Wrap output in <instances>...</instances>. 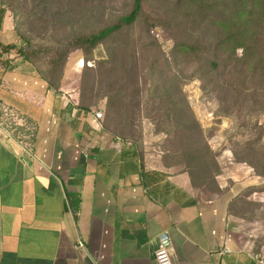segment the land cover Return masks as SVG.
Here are the masks:
<instances>
[{"label": "crops", "instance_id": "obj_1", "mask_svg": "<svg viewBox=\"0 0 264 264\" xmlns=\"http://www.w3.org/2000/svg\"><path fill=\"white\" fill-rule=\"evenodd\" d=\"M13 31L0 10V44L15 43ZM78 104L64 77L55 93L14 53L0 59V264H156L161 243L173 264H264V234L256 246L253 223L228 213L261 185L250 168L224 151L220 193L194 188Z\"/></svg>", "mask_w": 264, "mask_h": 264}, {"label": "trees", "instance_id": "obj_2", "mask_svg": "<svg viewBox=\"0 0 264 264\" xmlns=\"http://www.w3.org/2000/svg\"><path fill=\"white\" fill-rule=\"evenodd\" d=\"M144 2L132 0L129 13L115 24L57 46L26 51L16 43L0 44V59L14 53L32 67L48 90L58 93L69 53H82L84 62L78 63L82 68L84 63L93 61V51L105 45L106 56L95 62L94 68L87 69L94 73V78L104 81L99 82L100 89L107 94L102 129L122 144L130 143L142 158L134 128L136 115L143 106L142 94L147 92V102L153 106L147 119L174 146L161 152L163 165L181 167L194 188L220 193L216 182L221 175L217 155L182 91L187 83L200 81L203 92L210 88V94H215L222 115L240 121V129H246L251 136L231 150L233 161L247 166L264 180V127L258 121L264 114V0H174L165 17L143 16ZM136 27L137 36L133 34ZM156 28L171 31L173 46L168 57L155 37L150 36ZM122 35L126 39L117 40ZM15 36L25 41L21 35ZM41 53L45 61L37 64ZM78 108L89 113V107H83L81 100ZM113 122L116 128L111 131L108 123ZM15 131L22 133L21 128ZM29 141L33 142L32 137ZM170 157L180 161L170 163ZM247 192L264 193V185ZM67 200L76 215L79 198L67 195ZM238 203L232 200L228 213L243 219L233 212Z\"/></svg>", "mask_w": 264, "mask_h": 264}, {"label": "rangeland", "instance_id": "obj_3", "mask_svg": "<svg viewBox=\"0 0 264 264\" xmlns=\"http://www.w3.org/2000/svg\"><path fill=\"white\" fill-rule=\"evenodd\" d=\"M173 2L174 0H145L142 14L143 16L165 17ZM131 6L132 0H0V10L9 16L13 30H15L13 33L16 32L14 35H21L25 39L22 42L20 37L15 36V43L26 51L57 46L75 36L95 33L115 24L119 18L129 13ZM138 30L139 28L136 27L133 34L137 36ZM152 32L153 35L150 36L155 37L162 52L168 57L173 46L169 38L171 31L166 32L161 28H156ZM124 37L127 36L122 35L117 40L126 39ZM105 56V45H99L92 53L93 61L84 63L83 67L79 68V61L84 62L83 55L79 50H73L67 57L61 75V78H65L67 89L79 95V101L81 100L83 107H89V117L100 112L106 117L107 94L100 89L99 83L104 81L99 77L94 78V73L87 70L94 68L95 62ZM38 58L40 60L36 61L37 64L45 61L43 53ZM201 86L200 81L193 80L187 83L182 91L194 116L206 131L208 143L216 153L218 160L219 157L227 156L224 151L231 153L236 144L242 145L250 140L251 136L246 129H240V121L232 116H223L215 94H210V88L207 92H203ZM141 90H143L142 86ZM143 95V106L136 115L134 136L141 146L143 155L161 158L162 151L168 148L169 150L174 149V146L169 145L165 141V136L157 133L154 122L147 119V115L153 111V106L152 103L147 102L148 93L144 92ZM128 111H131V108ZM258 121L264 127V114L258 118ZM100 123L103 124V121ZM115 128L114 122L108 123L109 130L112 131ZM103 132L111 135L107 130ZM111 137L114 138L112 135ZM261 143L264 145V137ZM178 161L180 159L170 157L169 162ZM222 166L227 169L228 163L225 162ZM177 169L181 170V167L178 166ZM260 182L261 185L258 187L264 185L263 179ZM225 183L224 188L228 190L232 184ZM248 189L242 190L233 199L239 201L233 207V212L242 217L246 223H253L254 226L250 227V230H256L254 243L257 246L264 234V203L255 201L252 195L248 194Z\"/></svg>", "mask_w": 264, "mask_h": 264}, {"label": "built area", "instance_id": "obj_4", "mask_svg": "<svg viewBox=\"0 0 264 264\" xmlns=\"http://www.w3.org/2000/svg\"><path fill=\"white\" fill-rule=\"evenodd\" d=\"M94 117L98 122H100V121H103L104 115L103 113L100 112V113L94 114ZM154 260L156 264H173L172 256L166 250L163 243H161L159 247L157 248L154 254Z\"/></svg>", "mask_w": 264, "mask_h": 264}]
</instances>
